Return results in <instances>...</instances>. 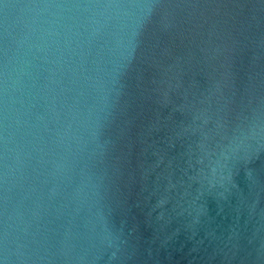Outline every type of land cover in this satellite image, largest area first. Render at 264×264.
<instances>
[{"label": "water", "instance_id": "obj_1", "mask_svg": "<svg viewBox=\"0 0 264 264\" xmlns=\"http://www.w3.org/2000/svg\"><path fill=\"white\" fill-rule=\"evenodd\" d=\"M0 264H264V0H0Z\"/></svg>", "mask_w": 264, "mask_h": 264}]
</instances>
